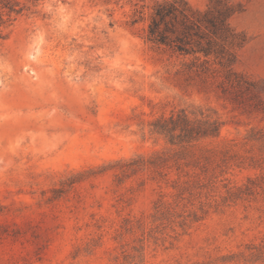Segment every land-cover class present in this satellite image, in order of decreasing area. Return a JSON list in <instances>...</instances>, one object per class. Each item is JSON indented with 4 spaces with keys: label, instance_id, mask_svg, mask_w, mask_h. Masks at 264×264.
Instances as JSON below:
<instances>
[{
    "label": "rangeland",
    "instance_id": "1",
    "mask_svg": "<svg viewBox=\"0 0 264 264\" xmlns=\"http://www.w3.org/2000/svg\"><path fill=\"white\" fill-rule=\"evenodd\" d=\"M165 1L4 17L0 264H264V0H224L229 68L147 41ZM182 112L220 125L188 155L154 130Z\"/></svg>",
    "mask_w": 264,
    "mask_h": 264
},
{
    "label": "trees",
    "instance_id": "2",
    "mask_svg": "<svg viewBox=\"0 0 264 264\" xmlns=\"http://www.w3.org/2000/svg\"><path fill=\"white\" fill-rule=\"evenodd\" d=\"M24 1L34 3L40 0ZM24 8L20 0H0V24L5 23L4 17L10 21L12 15H19ZM230 15L231 8L224 0H209L207 9L202 12L194 9L186 0L156 3L146 39L178 55L193 56L195 62L199 61L198 55L202 56L199 68H206L210 61L229 68L234 63L233 56L225 50L226 45L234 39L228 24ZM219 126L217 121L193 124L182 112L176 117L158 122L154 130L167 138L170 145L183 149L176 153L188 155V148L193 142L203 137L216 136Z\"/></svg>",
    "mask_w": 264,
    "mask_h": 264
}]
</instances>
